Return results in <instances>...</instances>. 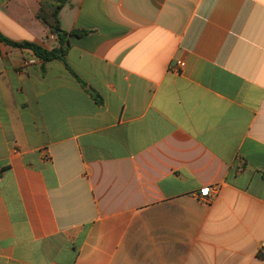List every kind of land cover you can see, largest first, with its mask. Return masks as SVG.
Here are the masks:
<instances>
[{"label":"crops","instance_id":"1","mask_svg":"<svg viewBox=\"0 0 264 264\" xmlns=\"http://www.w3.org/2000/svg\"><path fill=\"white\" fill-rule=\"evenodd\" d=\"M42 1L0 0V36L50 51ZM57 18L64 62L0 41V264H264V0Z\"/></svg>","mask_w":264,"mask_h":264},{"label":"trees","instance_id":"2","mask_svg":"<svg viewBox=\"0 0 264 264\" xmlns=\"http://www.w3.org/2000/svg\"><path fill=\"white\" fill-rule=\"evenodd\" d=\"M68 0H43L37 12L39 19L49 30L50 34L55 36L56 45L50 50H44L41 47L31 43H14L0 36V41L10 46L31 50L37 58L43 62L59 60L64 62L69 47V37H79L82 32L65 33L60 30L58 22V12L64 3Z\"/></svg>","mask_w":264,"mask_h":264},{"label":"built area","instance_id":"3","mask_svg":"<svg viewBox=\"0 0 264 264\" xmlns=\"http://www.w3.org/2000/svg\"><path fill=\"white\" fill-rule=\"evenodd\" d=\"M50 39L54 40L55 36L51 35ZM183 66H184V63L182 61H176L171 67V70L177 71V69H181ZM219 191L220 189L218 186L202 187L198 192L197 199L201 203L209 204L218 196Z\"/></svg>","mask_w":264,"mask_h":264}]
</instances>
